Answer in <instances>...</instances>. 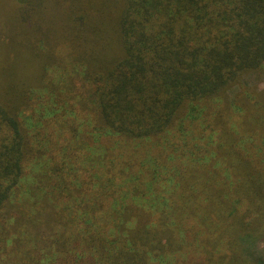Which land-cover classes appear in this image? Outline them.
Returning a JSON list of instances; mask_svg holds the SVG:
<instances>
[{
  "label": "trees",
  "instance_id": "obj_1",
  "mask_svg": "<svg viewBox=\"0 0 264 264\" xmlns=\"http://www.w3.org/2000/svg\"><path fill=\"white\" fill-rule=\"evenodd\" d=\"M20 2L0 264H229L264 223V0Z\"/></svg>",
  "mask_w": 264,
  "mask_h": 264
},
{
  "label": "rangeland",
  "instance_id": "obj_2",
  "mask_svg": "<svg viewBox=\"0 0 264 264\" xmlns=\"http://www.w3.org/2000/svg\"><path fill=\"white\" fill-rule=\"evenodd\" d=\"M24 16L23 4L20 0H0V26L2 28L12 27L14 30L23 24L26 25L27 22L24 23L23 20ZM244 80L250 85L264 89V74H257L253 71V73L246 75ZM239 240L234 246V250L228 251L229 264L264 263V223L262 231H251Z\"/></svg>",
  "mask_w": 264,
  "mask_h": 264
}]
</instances>
